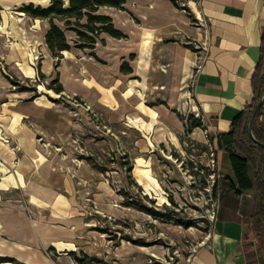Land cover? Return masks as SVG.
I'll return each instance as SVG.
<instances>
[{"label":"crops","instance_id":"1","mask_svg":"<svg viewBox=\"0 0 264 264\" xmlns=\"http://www.w3.org/2000/svg\"><path fill=\"white\" fill-rule=\"evenodd\" d=\"M41 3L48 6L50 0H0V18H5L0 22V60L9 68L16 70L20 62L16 61L18 52L7 44L9 38L5 34L16 31L7 10H19L28 4L42 6ZM185 8L201 18L202 27L193 25ZM95 14L109 17L113 28L124 37L114 38L101 32L93 48H77L75 46L80 42L73 29L74 20L68 19L70 25L67 26L65 19H52L70 46L65 50L66 54L60 52L61 56L54 64L61 93L79 95L94 111L116 125L126 113L133 116L142 113L137 107L138 98L125 96L126 93L132 95L125 85L132 77L145 76L147 84L176 108L182 98L181 85L191 75L185 105L192 115L200 117L202 123L192 130L197 133L205 130L213 136L210 145L216 153L217 171L222 177H232L227 155L217 147V137L230 131L234 118L252 99L251 78L260 60L264 37V0H181L179 7L170 0H125L121 9L103 6ZM27 18L39 23V30L32 31L43 40L45 57L37 72L51 79L52 54L45 43L50 21ZM79 23H85V17ZM189 38L200 41L199 55L184 42ZM145 39L149 42L146 41V45L150 44L148 53L142 49ZM6 86L7 81L0 72V116L5 118L1 131H5L9 118L16 125L9 137L16 147L8 149L0 140V162L7 170L15 162L16 185L24 187L32 199L53 205V201L61 200V190L72 194L65 208L55 206L53 211L68 225H87L78 211L83 209V200L89 195L94 201L109 200L110 191L113 193V189L106 188L102 171L84 160L74 168L70 164L71 153L59 155L54 151L50 153V162L38 167V171L35 162L39 153L34 141L30 140L35 134L24 125V119H27L57 140L63 138L70 127L71 116L37 100L26 102L22 97L12 98ZM155 108L159 122L169 132L182 126L173 112L161 105ZM20 135L26 142L19 140ZM253 151H257L255 147ZM223 193L218 216L208 235V246L199 247L190 264H245L242 246L247 233L246 219L257 220L260 225L262 215L254 216L259 201L254 191L239 196Z\"/></svg>","mask_w":264,"mask_h":264},{"label":"rangeland","instance_id":"2","mask_svg":"<svg viewBox=\"0 0 264 264\" xmlns=\"http://www.w3.org/2000/svg\"><path fill=\"white\" fill-rule=\"evenodd\" d=\"M41 4L47 6V3ZM186 10L193 25L202 27L195 15ZM7 11L18 31L5 34L9 38L7 44L18 52L16 61L20 62L19 69L15 70L0 60L8 93L26 102L37 100L71 116L66 135L57 140L24 119V125L35 134L30 139L39 153L35 169L39 171L50 162L51 151L59 155L71 153L70 164L74 168L84 160L100 169L106 188L113 189V193L110 191L109 200L102 201L87 196L83 209L78 210L87 225H68L64 218L57 217L53 207L65 208L72 194L61 190V200L53 201V205L32 199L24 187L16 185L15 162L8 170L0 162V264H190L197 249L208 246L214 221L212 185L214 175L219 173L213 165V149L204 130L197 133L190 128L192 113L185 104L191 75L181 85L182 98L176 108L147 84L145 76L132 77L125 84L132 95L125 96L137 97V107L142 113L136 116L126 113L113 125L79 95L55 93L54 88L60 82L56 79L54 64L61 54L50 51L51 79L40 76L37 69L45 51L43 40L32 31L39 28V23L28 19L20 10ZM4 20L0 18V22ZM146 41L142 49L148 53L150 44L146 45ZM184 42L196 55L200 54L197 38ZM33 55H38L34 61ZM158 105L173 112L182 126L169 132L159 122L155 111ZM4 120L0 116V140L8 149H13L16 145L11 144L9 137L16 125L9 118L5 131H1ZM19 140L26 142L23 135ZM139 206L166 216L155 217ZM246 220L244 242H251L255 247L258 234L264 238V216L260 225L257 220Z\"/></svg>","mask_w":264,"mask_h":264},{"label":"trees","instance_id":"3","mask_svg":"<svg viewBox=\"0 0 264 264\" xmlns=\"http://www.w3.org/2000/svg\"><path fill=\"white\" fill-rule=\"evenodd\" d=\"M175 6L179 7L181 0H170ZM125 0H50L46 7L35 6L33 4L24 5L19 8L30 17L47 19L50 21V29L45 35V42L52 53H60L69 50L70 46L65 42L63 32L52 23V19H65L69 26L70 19L74 20V31L77 35V48H93L96 38L101 32L107 33L114 38H123V34L113 28L111 20L107 16L97 15L95 12L99 7L122 8ZM85 17V23L80 24L79 20ZM69 19V20H68ZM253 96L251 101L245 106L233 120L230 131L225 135L217 137V147L223 149L227 155L232 171V177H222L218 173V178L212 185V197L218 202V209L215 216H218L223 192H232L234 196L254 191L258 198L257 212L254 216H264V148L256 146L248 137L246 131L247 121L250 114L264 92V37L261 39L260 60L251 78ZM55 93L60 94L61 85L54 88ZM264 114L262 106L253 121L252 133L259 142H264V121L259 118ZM190 128L200 127L201 119L190 115ZM212 141L213 136L208 134ZM256 148V152L253 148ZM214 166H217L216 153L213 150ZM230 201H235L232 197H227ZM139 209L155 217L164 218L166 215L158 211L139 206ZM257 246L253 247L251 242H243L242 251L245 264H264V239L260 238ZM129 240V239H127Z\"/></svg>","mask_w":264,"mask_h":264},{"label":"water","instance_id":"4","mask_svg":"<svg viewBox=\"0 0 264 264\" xmlns=\"http://www.w3.org/2000/svg\"><path fill=\"white\" fill-rule=\"evenodd\" d=\"M264 106V92H262V95L261 97L259 98L258 102L256 103L255 107L253 108L251 114H250V117L247 121V125H246V131H247V135L249 137V139L258 147L260 148H264V142H259L257 141L254 136H253V133H252V124H253V121L255 119V116L258 112V110Z\"/></svg>","mask_w":264,"mask_h":264},{"label":"built area","instance_id":"5","mask_svg":"<svg viewBox=\"0 0 264 264\" xmlns=\"http://www.w3.org/2000/svg\"><path fill=\"white\" fill-rule=\"evenodd\" d=\"M196 19H198V23L200 24V26H202L204 23H203V21L201 20V18H199V17H196ZM33 61L35 60V59H37L38 58V55H33ZM31 64L32 65H34V63L31 61ZM196 117H198V115H196ZM198 118H200V117H198ZM262 120H264V117H260L259 118V121H262ZM204 133H205V136L207 137V140H208V142H209V145H210V140H209V138H208V133H207V131H205L204 130ZM211 146V145H210ZM211 155H212V157H213V150H212V153H211ZM213 163H214V161H213ZM214 165V164H213ZM214 175V174H213ZM215 176V180L218 178V174L216 175H214ZM215 180L213 181V184H214V182H215ZM217 209H218V202L216 201V200H214V203H213V208H212V216H213V218L215 219V214H216V211H217Z\"/></svg>","mask_w":264,"mask_h":264}]
</instances>
